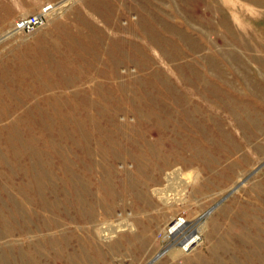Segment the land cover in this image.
Returning a JSON list of instances; mask_svg holds the SVG:
<instances>
[{
	"label": "rangeland",
	"instance_id": "374dc122",
	"mask_svg": "<svg viewBox=\"0 0 264 264\" xmlns=\"http://www.w3.org/2000/svg\"><path fill=\"white\" fill-rule=\"evenodd\" d=\"M0 264H264V0H0Z\"/></svg>",
	"mask_w": 264,
	"mask_h": 264
},
{
	"label": "built area",
	"instance_id": "2783aa9c",
	"mask_svg": "<svg viewBox=\"0 0 264 264\" xmlns=\"http://www.w3.org/2000/svg\"><path fill=\"white\" fill-rule=\"evenodd\" d=\"M51 8L46 7L42 10L41 13L31 16H22L19 17L13 25V28L17 32L31 34L41 27L45 22V15Z\"/></svg>",
	"mask_w": 264,
	"mask_h": 264
},
{
	"label": "bare ground",
	"instance_id": "6f19581e",
	"mask_svg": "<svg viewBox=\"0 0 264 264\" xmlns=\"http://www.w3.org/2000/svg\"><path fill=\"white\" fill-rule=\"evenodd\" d=\"M182 226H183V225H181L180 223L176 224V225L174 226V228L171 230V231L173 232V235H174V233H177L178 231H180V229H181ZM170 233H171V232H170ZM188 239H190V238H188ZM193 242H194V239H190V240H188V241L186 242L185 246L183 247V249L187 251V250L189 249L190 245H191ZM182 243H183V242H182Z\"/></svg>",
	"mask_w": 264,
	"mask_h": 264
}]
</instances>
